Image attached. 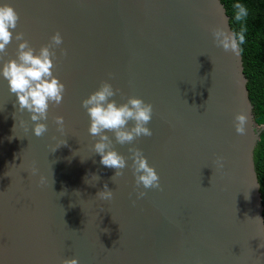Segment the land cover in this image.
Masks as SVG:
<instances>
[{"label":"water","instance_id":"1","mask_svg":"<svg viewBox=\"0 0 264 264\" xmlns=\"http://www.w3.org/2000/svg\"><path fill=\"white\" fill-rule=\"evenodd\" d=\"M5 3L21 18L14 37L23 32L37 52L61 33L55 75L67 94L50 109L48 132L36 137L30 114L19 111L0 77V264H264L255 164L264 125L255 120L241 50L225 52L214 42L212 28L232 30L222 1ZM22 42L13 38L0 68ZM105 80L124 94L119 103L136 97L154 106L153 136L115 150L125 157L129 148L142 150L163 191L137 198L132 161L112 180L115 169L92 151L82 102ZM241 113L245 135L234 127ZM56 116L64 117L63 133ZM105 183L115 193L110 201L96 197Z\"/></svg>","mask_w":264,"mask_h":264},{"label":"clouds","instance_id":"2","mask_svg":"<svg viewBox=\"0 0 264 264\" xmlns=\"http://www.w3.org/2000/svg\"><path fill=\"white\" fill-rule=\"evenodd\" d=\"M233 8L235 21L241 23L240 30H229L221 24L212 28L211 33L217 47H222L225 52L239 54L241 46L246 42V27L243 22L248 17L249 10L239 2L235 3ZM20 19V15L14 7L7 3L0 5V54H7V47L13 38L16 41H23L19 43L16 58L3 62L2 68H0V77L8 82L10 92L17 98L19 111H27L30 114V120L34 124V135L43 137L48 132L46 121L50 109L59 107L67 94L66 84L55 75L56 61L60 58L55 50L61 48L64 39L57 31L51 37L50 42L37 52V49L25 39L23 32L14 37V31L18 27ZM61 55L66 57L67 49H61ZM2 60L3 55H0V61ZM109 79H114V75L109 74ZM118 94L122 99L125 98L120 89L114 88L111 83L105 80L101 82L97 91L82 102V107L90 118L89 134L96 139L92 151L101 157V165L115 169L112 180L114 177L124 176V170L129 168L128 161L131 160L130 168L135 178L137 198H144L147 195V190L163 191L161 178L156 168L150 166L142 150L129 148L131 156L125 157L115 150V144L129 145L138 138L152 137L153 131L148 125L155 114L154 106L136 97L126 98L125 103H119L115 99ZM54 122L59 126L58 131L63 133L64 117L56 116ZM247 122L246 114L241 113L235 116L234 127L238 135L246 134ZM108 133L112 135L110 136ZM66 143L67 141L61 145H66ZM214 164L217 168L223 169L225 167L224 158L218 157ZM37 172L38 169H32V175H36ZM93 176L99 181L98 175ZM45 182L46 178L41 176V185ZM141 188L144 190L141 191ZM114 195V191L109 189L105 183L103 190L97 192L96 197L102 201H110ZM105 231L107 230L105 229ZM62 264H79V259H64Z\"/></svg>","mask_w":264,"mask_h":264},{"label":"trees","instance_id":"3","mask_svg":"<svg viewBox=\"0 0 264 264\" xmlns=\"http://www.w3.org/2000/svg\"><path fill=\"white\" fill-rule=\"evenodd\" d=\"M230 16L232 30L239 31L241 23L234 19L233 5L244 4L249 15L243 22L246 27V42L241 46L248 90L254 106L255 120L264 125V0H221ZM255 164L261 184L264 206V131L255 150Z\"/></svg>","mask_w":264,"mask_h":264}]
</instances>
